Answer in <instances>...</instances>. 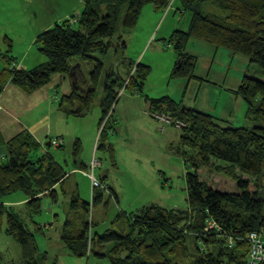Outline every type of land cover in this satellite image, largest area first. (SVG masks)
<instances>
[{
	"label": "trees",
	"instance_id": "1",
	"mask_svg": "<svg viewBox=\"0 0 264 264\" xmlns=\"http://www.w3.org/2000/svg\"><path fill=\"white\" fill-rule=\"evenodd\" d=\"M122 1L85 0L75 27L64 21L38 35L36 49L47 62L32 69L16 67L12 41L5 36L7 49L0 51V94L10 84L31 95L49 85L53 76L72 73L75 68L70 60L79 57L90 66L89 88L83 93L78 88L62 96L58 109L65 116L89 114L103 70L102 62L93 55L105 56L111 49L118 6ZM172 1L175 0H129L121 18L122 26L133 28L144 5L151 4L155 11L163 12ZM178 1L183 11H191L192 17L187 31L174 32L168 39L176 54L171 79L187 82L198 79L196 58L187 53L191 40L209 43L215 50H227L233 57H244L249 65L256 64L264 75V0ZM203 5L217 9L218 14L203 13ZM102 7L112 9L113 13L105 10V16L100 17L96 11ZM219 11L225 15H220ZM148 75L149 67L140 63L135 66L129 63L125 85L112 81L108 74L98 127L107 114L108 118L112 116L119 91L126 87L141 92ZM80 82L82 80L79 85ZM235 93L246 102L247 115L256 123L251 129L221 125V120L189 109L168 96L150 99V110L182 121L186 126L180 132L173 154L187 167V209L167 210L151 205L132 217L123 212L112 223L113 227H124L120 232L111 228L102 234L93 233L96 224L90 218L92 208L102 203L104 193L110 200H117L115 192L94 176L107 189L93 188L90 181V201L73 194L65 209L61 241L70 254L77 259L91 255L99 260L107 257L106 249L111 246V264H247V235L264 231V192H260L264 190V183H258L264 172V81L245 75ZM106 125L100 138L106 134ZM76 146L72 152L73 165L77 164L80 153ZM38 149L39 145L26 132L0 144V198L22 193L29 199L31 220L41 215L46 194L55 204L59 203L54 187L64 181L67 171L52 154H37ZM108 151L113 159L114 150ZM81 167L86 169L85 165ZM200 170L234 181L237 193L215 190L200 179ZM0 225L21 247L23 264H39V250L28 223L0 204ZM34 226L40 230L35 223ZM42 257L44 261V255Z\"/></svg>",
	"mask_w": 264,
	"mask_h": 264
},
{
	"label": "rangeland",
	"instance_id": "2",
	"mask_svg": "<svg viewBox=\"0 0 264 264\" xmlns=\"http://www.w3.org/2000/svg\"><path fill=\"white\" fill-rule=\"evenodd\" d=\"M18 1L19 0H0V8H2V10L4 8L10 9L14 5V3ZM32 2L33 6L38 8L39 6H41V2L43 1L32 0ZM172 2L170 7L163 12L155 11L151 4L144 5L140 10V15L137 18L136 25L131 29H125L122 26L121 19L126 13L127 7L129 5V0H123L120 3V5L118 6L119 16H117V21L115 22L114 29L115 31L113 36L111 37L112 46H118L116 48L114 46L111 47V49L105 56H102L98 53L93 55L95 59L102 62L103 70L100 84L96 96L94 98L92 111L84 119L85 124H92L93 127L95 118L100 117L101 115V104L106 96L104 88L107 82L108 74L111 75L112 81H116L118 84L123 85L129 77V63L135 66L137 63L141 62V64L147 65L149 67L150 72L145 81L146 83L144 88V93L146 95H149L150 97H162L163 95L170 94L171 98L174 99L177 103L182 101V105L190 104L192 100H197L195 106L198 107L197 103H201L203 100H205V102L208 101L213 105L219 102L220 105L223 106L224 104H227V99L225 100V96H228L227 98H230L231 94L229 91H233L238 88L245 75L251 78L259 79L260 81H264V75L261 73L260 68L256 64L249 65V62L246 58L238 55L234 56L236 58L234 61V59L230 58V53L227 50L219 49V53L217 55L216 60L215 54L212 53V51L215 49L211 44L202 41L191 40L188 43L187 50L197 55L196 75L197 73H200V75L204 77L205 81H193V87H191L189 92L185 95L184 86H179V82L183 81L184 79L170 78L172 66L171 62L168 61V57H172L174 51L171 47L167 48L168 39L166 36H164V34L168 24L170 25V27H174L176 28V30L179 31L187 29L192 13L188 10L183 11L184 9L180 1L175 0L173 3ZM105 10L109 14L112 9L109 10L107 8L102 7L99 8L96 13L100 17H104L107 13ZM201 11L203 13L215 12L216 14H218L217 9L215 10L209 5H203ZM219 14L225 15L222 11H219ZM13 17L15 18L14 26L12 24V18L10 17L7 21H5V19L3 18V14L0 11V51L3 52L7 49L6 44H2L1 42V35H3L2 33H5L6 36L10 37H15V35H19L20 38H16L14 40L17 44H12L14 46L18 45L15 54L18 57V51H25V47L29 45H25V43H27V39L28 41L30 40L29 36L31 35L33 30L31 29L29 24L25 23V20H22L20 18L19 15H13ZM77 17V15H74L69 20H66V22H68L70 26L75 27L74 24L78 21ZM163 37H166V40H163ZM145 41H149V44H146L144 46ZM155 46H159L160 51H156L154 49ZM29 57H32V55H29ZM116 61L120 63L118 64L116 63ZM214 61L215 65H212L209 68L210 64L214 63ZM70 63L73 67L77 66V64L82 65V69L84 70V74L88 83L89 72L88 70H86V68L89 67V65L87 64V62L82 61L79 57H73L70 60ZM219 69H222L220 70V73L223 74V78L228 77L226 84H216V87L213 86L214 83L208 84L206 82V75H210V78L213 79L215 72ZM68 77L70 78V74H68ZM235 78H238V82L237 80H235ZM233 81H236L237 84L236 82L232 83ZM87 83L82 81L81 84L82 89H84L85 91L89 88L88 85L85 86ZM126 89V87H123L121 89L125 91L123 92V97L121 96V98L119 96L118 98V101L120 99L122 100L120 106H122L123 99H125V97H130V90L132 89ZM200 89L201 92L199 94ZM115 90H118V86L115 88ZM121 90L119 91V93L121 92ZM209 90L211 91V93L210 95H207L205 92H208ZM233 95L235 97H238L236 93H233ZM234 102L231 103V107L236 113V117L232 116L231 120L227 119L228 122L217 118L222 121L221 125L233 128H253L256 123L255 121L253 123L252 117H248L247 115L248 106L246 102H244L240 97H238V102H240L241 106L239 109L238 105ZM116 106H114V108ZM146 113L154 121L158 122L155 118L151 116V114L154 113L152 110L149 109ZM160 115L163 114L160 113ZM108 116L109 114H107L105 118L102 119L101 125L98 127L100 131L104 128V125L109 122ZM118 117H120V108L115 114H113L110 120V125L112 127L114 126V128L119 126ZM174 120L177 121V119ZM185 127V125L175 127L174 129L176 131L173 132L177 134V131L181 132V130ZM95 131L96 135L95 138L92 140L90 130H84L83 138H88V140L82 142L84 152L80 151V155L77 159V162L81 163L82 156L91 157L93 155V152H96L94 159H92L91 163L89 164L90 166L88 168V172L86 171V176L82 174H74L73 177H75L78 189L81 192V197L83 198V193L90 189V177L88 176V174L91 173L97 179H100V177L106 175V181L110 185L111 189L115 192L117 200H110L108 194L104 193L102 203L97 204L92 208L90 218L96 224L93 228V233L102 234L106 229L111 228L117 232H120L123 226H120L119 228L117 226L113 227L112 223L115 217L123 212L126 213L127 216L129 215L132 217L139 213V211H141L142 209L151 205H156L167 210L187 209V192L185 182V174L187 172V167L184 165L183 160L181 158L173 155V150H166L165 155V153L163 152L164 150H160L159 147H156V150H130L128 149L127 144L125 147L122 144L121 148L119 147V145H116V156L119 160L117 161L116 158L114 160V152L112 159L110 151H108L112 150V148L110 149V146H104L102 145V142H100V145L102 146L97 147L99 135L98 130L96 129ZM154 135V139L156 140L161 137L158 132H154ZM115 138L116 135L110 136L109 142L116 141ZM8 141H5L1 137L0 142L2 144L7 143ZM56 141L58 142V140ZM93 143L94 145L91 149ZM50 144L54 146L53 142H50ZM96 147L98 150H96ZM50 152L53 154L54 159L58 160L59 163H61V166L67 169V171L71 169L73 164L72 159H70V155L68 156L65 152L53 151L51 149ZM136 160H138V163H136ZM66 161H68V164ZM93 162L99 163L98 166L95 167L96 169H92ZM119 162L122 164V166ZM160 167H164V179H166V181L163 182V184L165 185L162 187H160L158 183L155 182L156 177L154 178L149 175V172L152 173V170L155 171V174H157L158 170L163 172ZM198 174L202 181H206L215 190L226 193H237L234 181L230 180L229 178H226L216 173L208 174L206 170H200ZM142 175L146 176V179H144ZM138 177L143 179L145 181V184H139V182L137 181L139 180ZM243 178L246 179V177ZM258 180L259 184L264 183V172L261 177L258 178ZM160 183L161 182L159 181V184ZM65 187L66 186H64L63 189H65ZM250 190H253L252 185L250 186ZM60 192V210L54 209V207H52L51 215L50 213L47 214V210L44 211V206L45 204H48V202L44 203L45 198L43 197L41 205L43 208L42 211H44V213L42 212L41 215L39 214L35 216L34 218H32L33 220H31V212L27 206L29 199L25 197L22 193L19 192L16 194H10L8 196L0 198V204L6 211L10 212L11 214H14L15 216H18L23 221H26L28 223V229L33 232L39 249V264H55V258H53L52 254L50 253V255H48L45 253L47 252V242H45V238L47 236L44 234L43 230H48L49 227L47 223H44H52L54 219V214H57L61 218L60 223L58 222L59 225L57 224V229L49 230L47 233L55 234L56 230H58L59 232L62 231L64 222L66 220V217L65 219H63V215L65 216V209L68 206L69 199L66 192H63L62 190H60ZM260 192L263 193L264 190L260 189ZM85 195L87 196L88 194ZM89 196L86 197L87 201H90ZM19 198L22 199V202H15ZM262 198H264L263 195ZM38 221L42 224L41 227H39L40 230L34 226V223L35 225H38ZM260 235L261 238H264V231L260 232ZM110 249L111 246H108L105 252V256L107 257H105L104 259L98 260L95 257H92L91 255V257L88 256V258L91 259L89 263L94 264L96 262L101 261V263L99 264H103V261H105L106 263L104 264H111L109 260V255H111ZM200 250L202 251L203 249ZM43 255L45 257L44 261L42 260ZM86 259L87 258H83V261H81L82 263L79 264H85ZM70 260L76 259L70 258ZM248 260L249 256L247 258V264H249ZM0 264H23L21 247L11 238H9V236L5 233L4 227L1 225ZM260 264H264V262H261Z\"/></svg>",
	"mask_w": 264,
	"mask_h": 264
},
{
	"label": "crops",
	"instance_id": "3",
	"mask_svg": "<svg viewBox=\"0 0 264 264\" xmlns=\"http://www.w3.org/2000/svg\"><path fill=\"white\" fill-rule=\"evenodd\" d=\"M40 1L43 2H41V6H39L38 8L33 6L32 0H19L18 2H15L10 9L4 8L2 10V8H0V11L3 14V18L5 19V21H7L11 17L12 24L14 26L15 18L13 17V15H19L20 18L22 20H25V23L29 24V26L33 30L31 35L29 36L30 40L28 41L27 39V43H25V45L29 44L28 46L25 47L26 48L25 51H18L19 53L17 54L19 58L15 55L16 48L18 45L16 46L12 45V54L15 58V63L17 68L32 69L47 62V59L44 56H42L35 47L36 46L35 40L37 36L40 35L42 32L51 29L52 27H54V25L69 20L74 15L78 16L82 12L85 6V0H40ZM190 20L188 26L190 24ZM187 29H184L181 32H185L187 31ZM177 31L179 30H176V28L174 27L173 28L170 27V25L168 24L164 36H166L167 39H169L171 34ZM2 34L3 35H1L2 36L1 42L3 44L4 43L3 38L6 35L5 33ZM6 37L11 39L12 44L13 43L17 44L14 40L16 38H20L19 35H15V37H10V36H6ZM166 37H163V40H166L165 39ZM146 44L148 45L149 41H145L144 46ZM113 46L116 48L118 45H113ZM169 47L171 46L167 43V48ZM154 49L156 51H160L159 46H155ZM187 53L194 56L195 58L197 57V55H195V53H192L191 51L187 50ZM212 53L215 54L217 60V55L219 53L218 50H213ZM29 55H32V57H29ZM230 58L234 59V61L236 59L235 57L232 56L231 53H230ZM168 61L171 62V66L173 69L176 63V54L174 53L172 57H168ZM116 63L119 64L120 62L116 61ZM139 63L141 64V62ZM212 65H215V61L214 63L210 64L209 68ZM196 67H197V58H196ZM74 68L75 69L73 70V72L70 73V78L68 77V74L55 75L53 76L52 81L49 85H47L46 87L40 89L39 91L31 95L24 94L16 87L8 84L4 88L3 92L0 94V136L5 141H8L20 133L26 132L29 135H31L34 141L39 145V149H38L39 152L37 154L40 155L45 153L52 154L50 152V149L53 151L65 152L67 153L68 156L70 155V159H72V163H73L72 152L75 148V144H77L76 147H78L81 152H84L83 151L84 148L82 147V142L88 140V138H83L84 130H90V135L93 140L96 135L95 130L97 129L99 135L97 147H101L102 145L111 146L112 150H114V160L116 158L117 161L119 160L116 156V150H117L115 148L116 145H119V147L121 148L122 144L124 147L127 144L128 149L130 150H156V147H159L160 150H164L163 152L165 153V155H166V150H173V148L177 146L180 138V132L177 131L176 134L175 132H173L176 131L174 128L159 124L158 122L154 121L151 117H149L146 113L149 110V100L161 98V97H150L149 95H146L144 93L146 82L144 83V87L141 92H139L137 89L130 90L131 92V94L129 95L130 97L129 98L125 97V99H123L122 106H120L122 100L120 99L118 101L117 99L114 105L117 106L115 108L113 107V114H115L120 108V117H118L119 126L114 128V126L112 127L110 125V120L113 116L112 114V116L109 118V122L107 123V125L105 124L106 134L105 136H103L104 138H100V132L104 128L101 129V131L98 129L101 115L100 117L95 118V122L92 127V124H85L84 122V119L91 113L92 110L90 111L89 114L84 115L82 117L65 116L63 113H61L58 109V106H59L60 98L62 96H67L71 94L73 90L78 88H80L81 92H85V90L82 89L81 87L82 82H80V85L78 84L79 80L80 81L82 80L87 83L84 70L82 69V65L77 64V66H74ZM86 70L90 72V66L87 67ZM220 70L222 69H219L215 72L213 79L210 78V75H206V82L208 84L214 83L213 86L215 87L216 84L219 85L223 83L226 84L228 77L223 78V74L220 73ZM195 75H196V68H195ZM196 76L198 77V79L189 82H187L186 80L179 82L180 87L184 86L185 95L189 92L191 87H193L192 84L194 83L193 81H201V82L205 81L204 77H202L200 73H197ZM235 80H237L238 82V78H235ZM235 82L236 81H233L232 83ZM88 84L89 83H87L85 86H87ZM235 90L229 91L231 94L230 98H227L228 96H225V100L227 99V104H224L223 106H221L219 102L213 105L208 101L205 102V100H203L201 103H197L198 104L197 107L195 106L197 100L196 101L192 100V97H191L192 100L191 103L184 105L189 109L201 111L213 117L228 122L227 119L231 120L232 116L236 117V113L233 111L231 107V103L235 101L234 103L238 105V109L241 107L240 102H238V97H235L233 95V93H235ZM124 91L125 90H121V92L119 93L120 97L121 96L123 97ZM200 92L201 89L199 91V94ZM205 93L207 95H210L211 91L209 90L208 92ZM164 96H168L171 98L170 94L163 95L162 97ZM101 114H102V109H101ZM154 132L155 133L158 132L161 137L158 138L157 140L154 139L155 138ZM114 135H116L115 138L116 141L109 142V137ZM53 140H58L59 144L57 147L52 146L50 144V142H52ZM100 142H102V145H100ZM94 143L92 144L91 149L93 148ZM97 147L96 150H98ZM95 154L96 152H93V155L91 157L82 156L81 163L77 162L76 165L74 164L71 167V169L68 170L69 172L66 171V177L64 181L60 184H57L54 187L55 190L57 191L56 200L60 199L59 197V195H61L60 190L66 192L69 201H70V196L73 194H78L79 196H81V192L79 191L78 185L75 181V177L73 176L74 174H82V175L87 174L86 171L88 172V168L90 166L89 164L91 163L92 159H94ZM55 161L59 165H61V163H59L58 160ZM66 162L68 164V161ZM136 163H138V160H136ZM81 164L86 166L85 170H82V167L80 168ZM120 165L122 166L121 163ZM160 168L162 169V171L165 170L164 167H160ZM149 175L154 178L156 177L155 182L158 183L160 187L165 185L163 184V182L166 181V179H164L165 176L164 171L161 172L160 170H158L157 174H155V171L152 170V173L149 172ZM142 177L146 179V176L142 175ZM99 180L102 181L106 186L110 187V185L106 181V175L100 177ZM137 181L141 185L145 184V181L141 178H139V180ZM159 181L161 182L160 184ZM64 186H66L65 189H63ZM85 194H88L87 196L90 195L89 197L91 198L92 195L91 187L89 190L83 193L82 196L84 200H86L87 197ZM44 198H45L44 203L48 202V204H45L44 206V211L47 210V214L50 213L51 215L52 207H54V209L60 210V203L55 204L52 199H49V196L47 194L44 196ZM15 202L20 203L22 202V199L19 198ZM44 211L42 212L44 213ZM65 217L66 215L65 216L63 215V219H65ZM60 219L61 218L59 215L54 214L53 222L51 221L52 223H48V222L44 223V224L47 223L49 225L48 230L47 229L43 230L44 234L47 236L45 238V242H47V250H46L47 252L45 253L48 255H50V253L52 254L53 258H55L54 259L55 264L82 263L81 261L83 260L82 259L78 260L77 258L73 257L70 254L67 247L64 245V243L61 241V232L56 230L55 234L47 233L49 230L57 229L56 227L57 224L59 225ZM37 223L38 226L40 225L39 227H41L42 224L39 221ZM70 258H74L76 260H70ZM90 260L91 259L87 257L85 264H90L89 263ZM99 263H101V261L96 262L94 264H99ZM104 263L106 262L103 261V264Z\"/></svg>",
	"mask_w": 264,
	"mask_h": 264
},
{
	"label": "built area",
	"instance_id": "4",
	"mask_svg": "<svg viewBox=\"0 0 264 264\" xmlns=\"http://www.w3.org/2000/svg\"><path fill=\"white\" fill-rule=\"evenodd\" d=\"M151 116L155 118L161 125L170 126V127H180V125L184 126L182 121H175L169 116H166L165 114L160 115L157 113H152ZM160 116V117H158ZM54 146L58 145V142L55 140L52 141ZM98 162L92 163V169H94L96 166H98ZM88 176L90 177L91 181V187L101 189H107L105 185L101 186L100 183L95 179V177L89 173ZM246 240L249 245V264H260L261 262H264V238H261L260 233L252 232L249 235H247Z\"/></svg>",
	"mask_w": 264,
	"mask_h": 264
}]
</instances>
